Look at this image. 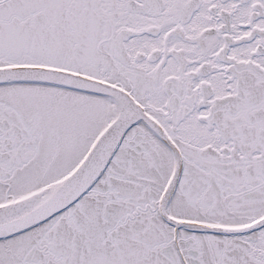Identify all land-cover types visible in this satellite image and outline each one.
<instances>
[{"label":"snow or ice","instance_id":"obj_1","mask_svg":"<svg viewBox=\"0 0 264 264\" xmlns=\"http://www.w3.org/2000/svg\"><path fill=\"white\" fill-rule=\"evenodd\" d=\"M0 264H264V0H0Z\"/></svg>","mask_w":264,"mask_h":264}]
</instances>
